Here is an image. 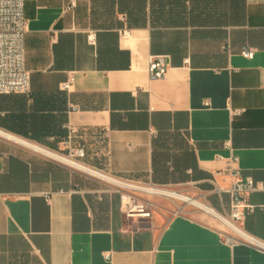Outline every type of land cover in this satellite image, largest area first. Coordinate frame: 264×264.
I'll return each mask as SVG.
<instances>
[{"label":"crops","instance_id":"1","mask_svg":"<svg viewBox=\"0 0 264 264\" xmlns=\"http://www.w3.org/2000/svg\"><path fill=\"white\" fill-rule=\"evenodd\" d=\"M24 11L31 91L0 94V130L61 154L82 147L93 168L226 215L215 172L264 184V0H25ZM157 55L168 68L152 80ZM143 198L151 216L127 218L103 180L0 136V264H264L204 212ZM246 200L241 226L264 241V190Z\"/></svg>","mask_w":264,"mask_h":264},{"label":"built area","instance_id":"2","mask_svg":"<svg viewBox=\"0 0 264 264\" xmlns=\"http://www.w3.org/2000/svg\"><path fill=\"white\" fill-rule=\"evenodd\" d=\"M72 1L70 6H74ZM25 0H0V94H29L31 91L30 73L26 69V49H25V34L27 21L25 17ZM130 35L128 30L122 32V36ZM94 34L89 35V40L94 42ZM254 50L245 48L242 55L248 58L253 57ZM187 63L188 60H185ZM168 68V61L166 56L157 55L151 56L148 65V75L152 80L162 79L166 75ZM71 80L63 84L65 89L70 87ZM242 110H234V114H239ZM0 136L12 139L28 146L36 153L42 154L50 159L59 161L69 168L78 170L103 180L119 197L120 209L127 218L144 217L149 218L152 213V204L143 198V195L155 196L160 198H171L180 200L183 205L176 208L174 214H180L185 211V207L192 206L203 212V208L197 206L194 201H198L212 209L216 210L210 204L191 198L182 193H179L167 186L158 185L152 182L141 183L128 179L116 177L96 168L87 165L84 162L86 157V150L82 147H71L67 154H61L54 150L42 148L38 144H34L27 140H23L12 136L0 130ZM59 156L66 160H60ZM237 157L231 160V163H236ZM92 168L100 173L102 176L96 175L86 170V167ZM222 177V181L220 180ZM229 179V182L227 180ZM211 183L214 186V191L219 195L229 194L230 196V211L229 215H224L232 222L236 223L238 228L236 233H228L221 230L224 240L228 244L246 243L256 248L264 250V241L251 235L245 231L241 222L245 219L248 212H252L255 208L247 202L246 196L254 191L264 190V184L260 181H255L248 176L242 178L240 169L232 165L225 171L215 172L211 178ZM175 195V196H174ZM185 196V198H178L176 196ZM264 207V206H262ZM111 254H106L110 257Z\"/></svg>","mask_w":264,"mask_h":264},{"label":"bare ground","instance_id":"3","mask_svg":"<svg viewBox=\"0 0 264 264\" xmlns=\"http://www.w3.org/2000/svg\"><path fill=\"white\" fill-rule=\"evenodd\" d=\"M59 159L63 160V161L66 160L65 158H63V157L61 158L60 156H59ZM84 167H86V166H84ZM86 170L89 171V172H92V173H94L96 175L102 176V173H100V172H98V171H96V170H94L92 168L86 167ZM176 197L185 198V196H182V195L181 196H176ZM194 202H195V204H197V206H200L201 208H203L202 210H203V212L206 215H209V216L215 218L218 222L223 224L225 226V228L227 227V229L229 230V233H232V232L236 233V229L238 228L236 223L232 222L229 218H227L224 215L220 214L218 211L212 209L211 207H208V206H206V205H204V204H202V203H200L198 201H194ZM185 208H187V207H185Z\"/></svg>","mask_w":264,"mask_h":264},{"label":"rangeland","instance_id":"4","mask_svg":"<svg viewBox=\"0 0 264 264\" xmlns=\"http://www.w3.org/2000/svg\"><path fill=\"white\" fill-rule=\"evenodd\" d=\"M160 198V197H159ZM162 199H164V200H167V201H169V202H171V203H175L176 205H177V207L178 206H180V205H183V202H181L180 200H176V199H171V198H162ZM189 207H191V208H194V207H192V206H189ZM195 209V208H194ZM220 223V222H219ZM221 224V223H220ZM218 224V228H220V230H222V231H225V232H228L229 233V230L227 229V227L225 228V226L223 225V224Z\"/></svg>","mask_w":264,"mask_h":264}]
</instances>
